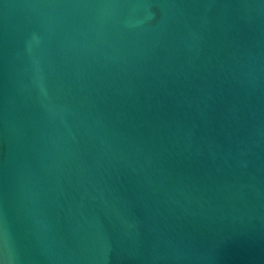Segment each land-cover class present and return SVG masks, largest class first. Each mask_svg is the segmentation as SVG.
I'll list each match as a JSON object with an SVG mask.
<instances>
[{"label": "water", "instance_id": "1", "mask_svg": "<svg viewBox=\"0 0 264 264\" xmlns=\"http://www.w3.org/2000/svg\"><path fill=\"white\" fill-rule=\"evenodd\" d=\"M0 264H264V0H0Z\"/></svg>", "mask_w": 264, "mask_h": 264}]
</instances>
